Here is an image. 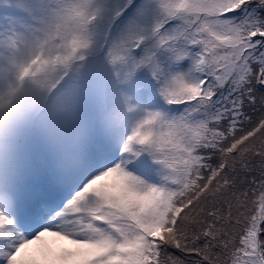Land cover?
Returning <instances> with one entry per match:
<instances>
[{"label": "snow or ice", "instance_id": "snow-or-ice-1", "mask_svg": "<svg viewBox=\"0 0 264 264\" xmlns=\"http://www.w3.org/2000/svg\"><path fill=\"white\" fill-rule=\"evenodd\" d=\"M0 264H264V0H0Z\"/></svg>", "mask_w": 264, "mask_h": 264}]
</instances>
